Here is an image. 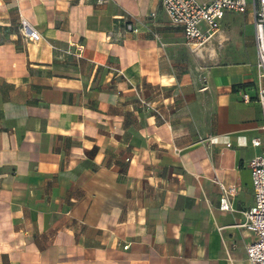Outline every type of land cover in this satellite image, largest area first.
<instances>
[{
    "label": "crops",
    "instance_id": "1",
    "mask_svg": "<svg viewBox=\"0 0 264 264\" xmlns=\"http://www.w3.org/2000/svg\"><path fill=\"white\" fill-rule=\"evenodd\" d=\"M246 14L250 50L191 70L160 0H0V264H251Z\"/></svg>",
    "mask_w": 264,
    "mask_h": 264
},
{
    "label": "built area",
    "instance_id": "2",
    "mask_svg": "<svg viewBox=\"0 0 264 264\" xmlns=\"http://www.w3.org/2000/svg\"><path fill=\"white\" fill-rule=\"evenodd\" d=\"M104 1L106 0H97V4L101 5ZM160 2L170 22L182 28L185 45L194 50L204 46L215 36L227 14L250 12L255 25L256 67L260 78L264 79V0H160ZM127 28L132 32L138 31L131 23ZM20 31L26 43H38L42 40L41 34L26 20L21 21ZM240 94L244 102L252 101L251 95L245 90H240ZM257 101L262 108L261 130L264 133L262 86L258 87ZM143 103L149 106L148 103ZM153 110L162 116L158 109ZM253 145L261 147L262 151L250 162L254 204L244 212L245 220L242 226L254 235L253 242L246 247L249 262L264 264V145L261 138L254 139ZM221 188L223 194L219 209L223 212L232 211V199L237 194V188L225 185H221Z\"/></svg>",
    "mask_w": 264,
    "mask_h": 264
},
{
    "label": "rangeland",
    "instance_id": "3",
    "mask_svg": "<svg viewBox=\"0 0 264 264\" xmlns=\"http://www.w3.org/2000/svg\"><path fill=\"white\" fill-rule=\"evenodd\" d=\"M251 22L252 17L248 14L227 16L220 30L209 42L195 50L185 46L181 58L191 70L237 62L241 53L246 54L253 46Z\"/></svg>",
    "mask_w": 264,
    "mask_h": 264
}]
</instances>
